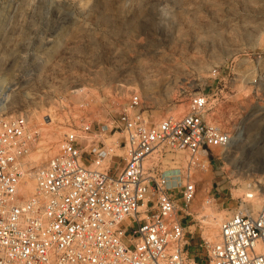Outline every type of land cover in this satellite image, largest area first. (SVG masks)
<instances>
[{
    "label": "rangeland",
    "instance_id": "1",
    "mask_svg": "<svg viewBox=\"0 0 264 264\" xmlns=\"http://www.w3.org/2000/svg\"><path fill=\"white\" fill-rule=\"evenodd\" d=\"M197 93L209 98L205 119L233 140L193 174L197 193L182 223L188 251L203 257L208 214L221 223L254 212L245 193L264 183V0H0V119L26 116L35 146L49 147L46 162L84 123L110 144L131 94L156 123L182 116ZM183 165L167 155L172 192Z\"/></svg>",
    "mask_w": 264,
    "mask_h": 264
},
{
    "label": "built area",
    "instance_id": "2",
    "mask_svg": "<svg viewBox=\"0 0 264 264\" xmlns=\"http://www.w3.org/2000/svg\"><path fill=\"white\" fill-rule=\"evenodd\" d=\"M209 109L205 93L191 94L182 116L152 123L131 94L109 130L118 136L105 144L91 124L70 129L30 195L25 158L38 130L22 114L1 118L0 264H264V197L257 211L221 221L217 239L199 245L203 257L188 251L193 174L233 142L205 119ZM168 154L184 160L178 192L163 169Z\"/></svg>",
    "mask_w": 264,
    "mask_h": 264
},
{
    "label": "bare ground",
    "instance_id": "3",
    "mask_svg": "<svg viewBox=\"0 0 264 264\" xmlns=\"http://www.w3.org/2000/svg\"><path fill=\"white\" fill-rule=\"evenodd\" d=\"M180 109H182V108H180ZM180 109H178V110H180ZM173 117H175V116H173ZM44 143L45 142H42L41 144L34 146L33 149L31 150V152L33 150L34 151L31 154L29 153L30 155H27V157L29 156V158L28 159H27V157L25 158L26 171H27V177H26L25 185L23 187V191L25 193L27 192V190H30L32 188V184H31L30 179H33L35 171L45 165L46 158L50 155L48 153L49 147ZM204 161H206V160H204ZM27 195H30V194H27ZM245 196H246L245 198H247L248 200H249V198L251 199V200H249L251 203V206L253 207V209H255V211H257V209H259V206H260V198L264 197V183L259 182L255 195L249 194L248 192H246ZM205 223H206V226L208 228V230L205 231V233L207 235L206 240H207V238H209L210 241H211V239H212V241H214L213 237H214V233H216V230H214V229L216 228V226H219L220 217L217 218L214 215H212L210 212V214H208V219H206ZM203 236H205V235H203Z\"/></svg>",
    "mask_w": 264,
    "mask_h": 264
}]
</instances>
